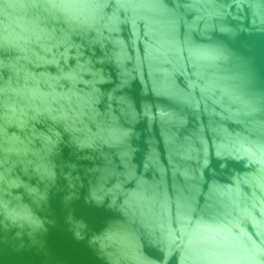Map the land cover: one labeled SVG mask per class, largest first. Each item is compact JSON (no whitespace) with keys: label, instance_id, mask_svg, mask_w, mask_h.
<instances>
[{"label":"water","instance_id":"obj_1","mask_svg":"<svg viewBox=\"0 0 264 264\" xmlns=\"http://www.w3.org/2000/svg\"><path fill=\"white\" fill-rule=\"evenodd\" d=\"M100 2L0 0V198L45 225L0 210V264H106L113 222L121 264H264V0Z\"/></svg>","mask_w":264,"mask_h":264},{"label":"clouds","instance_id":"obj_2","mask_svg":"<svg viewBox=\"0 0 264 264\" xmlns=\"http://www.w3.org/2000/svg\"><path fill=\"white\" fill-rule=\"evenodd\" d=\"M42 7L54 18L63 19L73 29L97 28L104 20V6L100 0H42ZM5 39L7 40L8 37ZM7 186L12 187L14 184L7 182ZM5 193L7 194L6 191ZM93 199H96L95 194ZM19 200L13 204L8 199L0 198V210L3 211L5 220L20 228L27 226L30 229L29 235L45 229L43 220L28 205L20 203ZM123 237V225L113 222L92 235L89 238V244L95 246L98 257L105 260L106 264H121V259L126 256L122 245Z\"/></svg>","mask_w":264,"mask_h":264}]
</instances>
